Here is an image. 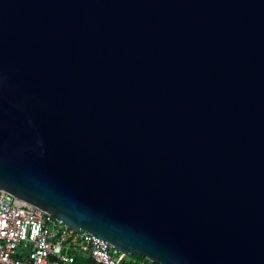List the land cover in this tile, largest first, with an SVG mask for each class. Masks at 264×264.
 <instances>
[{"label":"water","instance_id":"1","mask_svg":"<svg viewBox=\"0 0 264 264\" xmlns=\"http://www.w3.org/2000/svg\"><path fill=\"white\" fill-rule=\"evenodd\" d=\"M0 191L154 264H264V0H0Z\"/></svg>","mask_w":264,"mask_h":264},{"label":"built area","instance_id":"2","mask_svg":"<svg viewBox=\"0 0 264 264\" xmlns=\"http://www.w3.org/2000/svg\"><path fill=\"white\" fill-rule=\"evenodd\" d=\"M96 264H150L86 231H72L38 208L0 191V264H74V255Z\"/></svg>","mask_w":264,"mask_h":264},{"label":"trees","instance_id":"3","mask_svg":"<svg viewBox=\"0 0 264 264\" xmlns=\"http://www.w3.org/2000/svg\"><path fill=\"white\" fill-rule=\"evenodd\" d=\"M130 258L134 259V260H143L145 262H147L148 260L146 258H144L143 256L140 255H128ZM150 264H154L152 262H149ZM74 264H96L94 263L91 259H89L88 257L82 256V255H74Z\"/></svg>","mask_w":264,"mask_h":264}]
</instances>
